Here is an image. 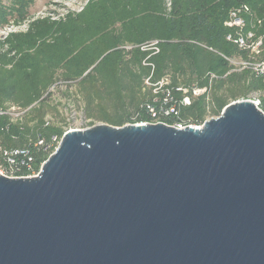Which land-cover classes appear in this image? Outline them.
<instances>
[{"label": "water", "instance_id": "95a60500", "mask_svg": "<svg viewBox=\"0 0 264 264\" xmlns=\"http://www.w3.org/2000/svg\"><path fill=\"white\" fill-rule=\"evenodd\" d=\"M0 264H264V113L67 131L0 175Z\"/></svg>", "mask_w": 264, "mask_h": 264}, {"label": "trees", "instance_id": "16d2710c", "mask_svg": "<svg viewBox=\"0 0 264 264\" xmlns=\"http://www.w3.org/2000/svg\"><path fill=\"white\" fill-rule=\"evenodd\" d=\"M1 5L0 1V28L9 24V12L16 23L24 20L30 3L16 0L10 9ZM168 5L165 0H88L76 14L57 21L36 20L28 33L10 34L0 43V105L30 108L37 120L33 129L25 125L21 130L9 117L0 116V148L27 149L33 159L32 172L23 171V176L39 171L54 146L45 147L63 133L57 127H43L48 105L41 98L57 81L76 83L87 116L114 127L150 123L145 106L158 109L152 90L165 78L170 83L160 91L195 82L203 87L207 74L216 75L219 80L209 103L212 116H219L229 98H245L255 91L263 92L264 110V82L247 70L227 75L230 68L220 56L242 54L225 40L228 12L247 5L262 20L264 32V0H169ZM155 41L157 45L150 46ZM4 46L8 50L2 54ZM158 96L162 99L163 94ZM206 108L204 98H198L180 109L178 120L201 123ZM38 140H43L42 147L35 146Z\"/></svg>", "mask_w": 264, "mask_h": 264}, {"label": "built area", "instance_id": "2783aa9c", "mask_svg": "<svg viewBox=\"0 0 264 264\" xmlns=\"http://www.w3.org/2000/svg\"><path fill=\"white\" fill-rule=\"evenodd\" d=\"M250 22H253V25H249ZM262 20L258 19L253 12H251L250 8L247 5H240L231 9L228 12V19L225 22V27L229 29V32L225 36V40L236 47L238 52H241V55L235 56H224L220 55L227 63L230 68L228 74L234 72H241L242 70H250L254 77L261 79L264 82V32H261L262 29ZM157 42H153L150 46H156ZM153 49L158 52L156 47ZM207 77L211 81L215 75L207 74ZM149 79L145 80V85H150L148 83ZM170 81L168 78L161 80L158 84V88H154V92L156 93L153 99V102L159 103L158 109H155L151 105H146L145 109L148 114L151 116L152 121L149 124H164L169 127H173L177 130H182L187 127L192 128H202L205 121L203 120L201 123H193L191 119L187 120H178V115L181 108H186L191 105V102L194 98H204L205 103L207 104V116L210 118H216L217 116H212L209 112V103L211 100L209 88L208 87H185V86H177L171 87L169 89H161L162 86L169 85ZM160 92H159V91ZM163 90V91H162ZM158 93L162 96V99H159ZM179 95V96H178ZM262 91H255L246 96L245 98H241L240 100H247L253 103V105L262 113L264 110L262 109ZM161 101V102H159ZM209 105V106H208ZM8 115V112L0 111V116ZM175 117L177 120H174L172 123H164L162 119ZM142 124V123H140ZM146 124V123H143ZM67 131L64 130L61 137H53L51 139V143L49 146H46L45 149L53 147V154L57 149L54 143L57 144V147L62 139L63 134ZM44 145L43 140H38L35 144L36 147H42ZM50 154V155H51ZM49 155V156H50ZM20 157L22 160L20 162H16L14 158ZM0 159L5 162L0 165V175L5 176L7 178H33L36 177L41 169L37 173H32V162L33 159L29 155V151L27 149H18V150H1ZM7 165V166H6ZM4 166V167H1ZM1 168L3 169L1 171ZM23 171L30 172L23 176L21 173Z\"/></svg>", "mask_w": 264, "mask_h": 264}, {"label": "rangeland", "instance_id": "374dc122", "mask_svg": "<svg viewBox=\"0 0 264 264\" xmlns=\"http://www.w3.org/2000/svg\"><path fill=\"white\" fill-rule=\"evenodd\" d=\"M1 6L5 8H12L14 6V2L16 0H0ZM30 3L28 6V11L26 17L22 21H18L16 23V16L12 15V12H9L8 19L9 24L0 28V43L4 42L6 38L10 36V34H26L31 30V26L36 20H40L43 18H49L50 21H57L60 18L65 17L68 14H76L81 11L84 5L88 0H26ZM169 0H165L166 8H168ZM249 25H253V22H250ZM8 50V46H4L1 51L2 54H5ZM237 57L238 55H234ZM10 57V56H8ZM241 72H234L236 74H241ZM251 73L250 70H247ZM213 74V73H212ZM214 75V74H213ZM206 84L204 87L209 88L210 97L213 93L216 92L215 84L219 80V78L215 75V77L210 81L207 76H205ZM76 83L67 82L63 83L61 81H57L54 85L47 89L46 94H44L41 98L47 101L48 107L44 109L43 115V127H57L61 131L64 130H83L90 127H93L98 124H106L102 121H99L95 118L88 117L86 112V107L83 101L81 100V96L77 91ZM150 85H148L149 87ZM185 87L198 86V83L195 82L191 85H184ZM202 88V87H201ZM152 94L155 95L154 89L152 90ZM241 96H238L236 99L229 98L226 104H230L234 101L240 100ZM198 98H194L191 103H193ZM209 106V105H208ZM37 105L34 107V109ZM30 108H22L16 104L4 102L0 105V111L8 112L7 117L12 124H16L20 127V129H24V126L27 125L29 128L35 126L37 120L35 119V114L29 112ZM125 109H129L125 107ZM207 109V108H206ZM98 110H92L95 112ZM109 113H112L113 110L111 108H107ZM129 112H132L131 110ZM222 112V110H221ZM220 112V113H221ZM205 120L211 119L210 116L205 115ZM127 125V124H126ZM57 148V144L54 143ZM3 148H0V152ZM2 162V160H1ZM3 165V164H2ZM4 167V166H1ZM3 169L1 168V171ZM4 174V171H2Z\"/></svg>", "mask_w": 264, "mask_h": 264}]
</instances>
